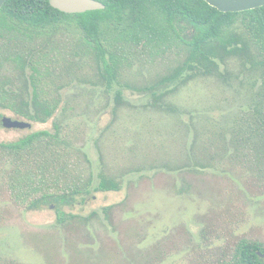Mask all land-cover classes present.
Masks as SVG:
<instances>
[{
	"label": "rangeland",
	"instance_id": "rangeland-1",
	"mask_svg": "<svg viewBox=\"0 0 264 264\" xmlns=\"http://www.w3.org/2000/svg\"><path fill=\"white\" fill-rule=\"evenodd\" d=\"M241 22L236 25L240 34L245 33ZM55 50L48 84L60 89L59 109L30 129L1 126L0 143L59 124L82 153L92 192L71 211L79 217L63 225L52 206L26 212L0 186V259L20 264H217L238 240L264 244L260 165L250 167L233 143L239 139L237 124L249 120L260 83L249 56L228 59L217 74L179 87L154 106L138 91L178 65L180 51L132 60L106 89L77 37L60 34ZM118 89L121 105L114 102ZM5 116L20 119L0 110V119ZM100 174L119 190L94 191ZM104 208L110 209L107 216Z\"/></svg>",
	"mask_w": 264,
	"mask_h": 264
},
{
	"label": "trees",
	"instance_id": "trees-1",
	"mask_svg": "<svg viewBox=\"0 0 264 264\" xmlns=\"http://www.w3.org/2000/svg\"><path fill=\"white\" fill-rule=\"evenodd\" d=\"M95 1L105 8L82 14L62 13L51 8L48 0L5 1L0 9V110L30 123L44 124L54 117L60 89L48 82L53 77L55 41L60 34L77 37L84 45L106 89L132 60L157 59L180 51L183 59L178 65L138 91L150 97L154 106L170 99L179 87L217 74L219 65L228 59L247 55L260 83L254 108L246 117L249 120L243 118L237 124L239 139L233 143L250 167L261 166L258 178L264 185V6L220 13L203 0ZM239 19L244 21L245 33H238ZM114 102L123 104L121 89L115 90ZM81 154L57 123L51 131L1 142V189L13 205L26 212L52 206L58 223L65 225L69 218L79 217L71 211L92 192V175H86ZM118 190L116 182L100 174L94 191ZM108 210H102L105 216ZM258 253L264 255V244L241 239L217 264H264ZM0 264L20 263L1 258Z\"/></svg>",
	"mask_w": 264,
	"mask_h": 264
},
{
	"label": "water",
	"instance_id": "water-1",
	"mask_svg": "<svg viewBox=\"0 0 264 264\" xmlns=\"http://www.w3.org/2000/svg\"><path fill=\"white\" fill-rule=\"evenodd\" d=\"M6 0H0V9ZM207 5L220 13H241L264 6V0H203ZM51 8L65 14H82L88 11L103 10L105 6L95 0H48ZM1 125L5 129H30L31 123L24 120H16L11 117H3ZM264 260V255L259 254Z\"/></svg>",
	"mask_w": 264,
	"mask_h": 264
},
{
	"label": "flooded vegetation",
	"instance_id": "flooded-vegetation-1",
	"mask_svg": "<svg viewBox=\"0 0 264 264\" xmlns=\"http://www.w3.org/2000/svg\"><path fill=\"white\" fill-rule=\"evenodd\" d=\"M7 117V116H6ZM3 118V117H2ZM1 118V119H2ZM1 119H0V123H1ZM13 119V118H12ZM16 120H23V119H16ZM24 121H26V120H24ZM28 122V121H27ZM30 123V122H29ZM2 126V125H1ZM31 127H32V123H31ZM23 130H25V129H23Z\"/></svg>",
	"mask_w": 264,
	"mask_h": 264
}]
</instances>
